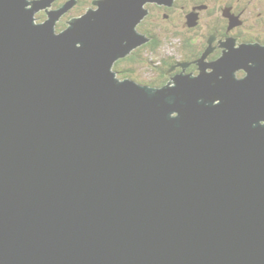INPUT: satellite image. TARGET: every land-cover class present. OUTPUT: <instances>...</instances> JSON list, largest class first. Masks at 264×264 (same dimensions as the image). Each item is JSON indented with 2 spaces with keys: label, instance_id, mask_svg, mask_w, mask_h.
Wrapping results in <instances>:
<instances>
[{
  "label": "water",
  "instance_id": "obj_1",
  "mask_svg": "<svg viewBox=\"0 0 264 264\" xmlns=\"http://www.w3.org/2000/svg\"><path fill=\"white\" fill-rule=\"evenodd\" d=\"M52 1L0 0V264H264V47L140 83L170 0Z\"/></svg>",
  "mask_w": 264,
  "mask_h": 264
},
{
  "label": "flooded vegetation",
  "instance_id": "obj_2",
  "mask_svg": "<svg viewBox=\"0 0 264 264\" xmlns=\"http://www.w3.org/2000/svg\"><path fill=\"white\" fill-rule=\"evenodd\" d=\"M69 1L73 4L57 21L58 30L64 29L71 18L82 15L90 7H97L94 5L96 0H53L36 13L37 21H45L48 10L58 9ZM145 7L148 13L137 28L149 40L129 54L139 62L132 64V72L127 78L138 82L162 86L181 71L199 74L202 58L205 63H212L229 50V45L234 48L243 44L264 47V0H170L147 2ZM62 23H66L64 28L60 26ZM173 34L180 39L177 52L162 54L157 60L148 58V53L159 54L163 38ZM155 61L158 62L155 64ZM149 69L156 76L144 81L142 76ZM245 74L244 69L237 71L238 77ZM159 77H165L166 83L155 84Z\"/></svg>",
  "mask_w": 264,
  "mask_h": 264
},
{
  "label": "rangeland",
  "instance_id": "obj_3",
  "mask_svg": "<svg viewBox=\"0 0 264 264\" xmlns=\"http://www.w3.org/2000/svg\"><path fill=\"white\" fill-rule=\"evenodd\" d=\"M163 44H162V47L158 50L159 54L157 53H148L150 56L148 58H156L157 59H160L162 54H167V55H172L174 54L175 52H177V45L179 43V38L178 36H176L175 34L173 35H170L168 37H164L163 38ZM158 62V61H157ZM156 61L154 62L155 64L157 63ZM182 72V71H181ZM156 75H154V72L151 71L150 69L146 71V74H143V80L144 81H147L148 78H155ZM141 83V82H140Z\"/></svg>",
  "mask_w": 264,
  "mask_h": 264
},
{
  "label": "trees",
  "instance_id": "obj_4",
  "mask_svg": "<svg viewBox=\"0 0 264 264\" xmlns=\"http://www.w3.org/2000/svg\"><path fill=\"white\" fill-rule=\"evenodd\" d=\"M61 28H64L66 26V23H62L61 25ZM131 55H128L127 57L125 58H122V59H119L115 66H114V70L117 72L118 76L120 78H127V77H130V74L132 72V69H131V66L132 64H135L136 62H139V60H136V59H132L130 57ZM129 59V60H127ZM125 63H124V61ZM146 62H148V59H145ZM145 63V62H144ZM166 78L164 77H159L156 79V81L158 82H154L155 84H162V83H166Z\"/></svg>",
  "mask_w": 264,
  "mask_h": 264
}]
</instances>
